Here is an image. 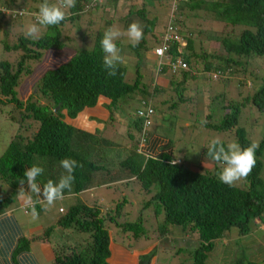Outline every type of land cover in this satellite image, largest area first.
Segmentation results:
<instances>
[{"label": "trees", "instance_id": "trees-1", "mask_svg": "<svg viewBox=\"0 0 264 264\" xmlns=\"http://www.w3.org/2000/svg\"><path fill=\"white\" fill-rule=\"evenodd\" d=\"M31 1L32 4L24 0H0V11L11 12L5 17L0 12V25L4 23L6 35L8 33L3 49L7 54H21L15 67L7 61L0 63V106L10 107L9 120L18 124V131L10 138L0 156V178L10 188L6 198L0 199V245H4V251L0 246V264H25V257L31 259L28 264H34L32 245L35 243L48 245L53 257L52 264H110L112 255L115 259L119 254L112 253L114 241L109 226L130 234L135 242L143 238L150 239L152 243L161 240L172 243L175 240L192 241L189 251L173 248L167 252L176 255L183 253L186 260L183 264H218L214 257L215 249L219 250L218 246L223 242H232L229 239L232 229L237 231L236 241L239 244L250 241L255 245L262 240L264 235L257 238L254 234L258 228L256 220L264 225V180L261 176L264 137L256 152V166L244 179L247 188L240 189L219 181L222 165L207 156L208 147L203 148L202 157L211 167L209 171L201 172L189 168L183 161L173 165L171 162L176 158L173 150H170L168 137L163 135L158 134L154 141L156 148H165L161 149L159 155L140 154L133 148L127 151L120 149L114 132L105 137L97 130L91 132L86 126L80 123L75 126L73 122L77 123L81 113L94 109L100 100H104L107 102L105 110L109 113L108 117L112 113L110 122L141 127L142 121L137 116L129 120L130 108H126V102L134 101V95L143 101L149 98L152 103L170 84L176 101H172L169 109L175 111L178 105L189 102L190 96L186 91L199 94L198 83L194 85L199 75L202 76L201 82L207 84L213 81L214 75L217 80L233 76L230 74L231 67L241 68V61H245V66L250 68L254 66L253 63H261L262 70L260 66L246 68L242 74L247 76L246 83L254 85V81H261V87L254 94H251V87L249 94L243 95L241 89L245 84H237L238 98L224 102L221 121L216 124L206 115L208 122L203 125L206 130L230 134L242 148L249 146L252 142L241 123L243 110L249 106L264 115V0H77L75 8L69 10L60 25L42 28L43 33L38 38L26 39L20 35L15 41L11 33L9 37L8 29L15 24L22 25L24 21L35 22L30 13L37 11L42 0ZM24 10L29 15L14 13ZM185 13H192L195 18L209 17L208 22L212 27L222 23L225 27L229 26L232 32L215 34L208 32V28H204L203 33L199 30L197 37L201 35L210 41V45L219 46L218 51L213 50L211 54L206 53L200 44L196 49L193 34L183 36L186 27H183L184 21L180 17ZM84 15L88 16L90 26H96L95 32L87 38H76V43L82 45L74 50L71 59L55 69L47 70L35 85L34 95L25 102L21 101L16 90L20 77L31 75L28 64L40 62L50 50H64L66 41L71 42L67 28L76 27L75 24ZM95 21L96 25H92ZM133 22L139 23L143 29L140 43L132 47L129 40L123 37L117 41L120 50L125 49L127 54L133 56L135 78L129 84L126 81V66L118 65L117 75L109 76L103 65L100 40L104 31L113 25L126 31ZM160 22L163 23L161 30ZM170 28L186 45L180 49L181 43L169 41V60L180 57L187 64V69L173 73L164 68L160 71L159 79L153 74L152 87L144 86L138 61L142 56L146 60V54L152 52L148 43L155 45V48L162 45L163 36ZM235 28H243V31L236 34ZM197 66L202 69H197ZM259 71L263 75L260 78L256 75ZM248 74L252 79L248 78ZM165 103L161 102L159 106ZM113 113L123 117L119 118ZM148 120L153 124V117ZM25 121H31V124H25ZM32 124L37 125V129L29 132ZM64 158L75 159L82 165L75 170L71 190L64 193L63 199L72 203L66 208H58V219L49 224L43 233L26 237L10 209L13 206L14 211H18L19 181L25 179V171L33 165L44 168L43 175L37 178L41 188L48 180L58 181L64 174L60 166ZM131 184L139 187L138 194L142 191L150 196L141 209L148 210L149 215L147 218L139 215L134 222L124 220L120 223V217L131 214L127 208V197L123 195L119 201H113V210H106L103 208L104 202L93 192L118 186L127 189ZM83 193H90L88 200L81 199ZM40 200L41 197L33 194L34 204H27L20 212L28 215L34 206L40 213L44 204ZM133 205L131 202V207ZM148 218L153 220V224L148 226L149 230L144 227ZM77 236L80 237L76 240ZM54 237L60 240L56 247ZM157 250L158 246L155 245L150 254L147 252L148 255L140 256L139 264H152L150 260L156 257ZM229 251H225L228 259ZM220 256L219 260H225Z\"/></svg>", "mask_w": 264, "mask_h": 264}, {"label": "rangeland", "instance_id": "rangeland-1", "mask_svg": "<svg viewBox=\"0 0 264 264\" xmlns=\"http://www.w3.org/2000/svg\"><path fill=\"white\" fill-rule=\"evenodd\" d=\"M24 1H28L31 4L33 2L31 0H24ZM149 10H151V8H149ZM180 18L184 21L183 27H186V30L184 31L185 34H183V36L184 37L189 36V33H192L193 34L192 37H194L193 39H194L195 48L198 49L200 44V47L206 50V53L209 54H211L213 50H216L219 45L218 44H215L216 46L214 44L210 45V41L206 40V38L202 37L201 35H200L201 36V40H200L199 39L200 36L197 37L199 30L203 33V31L206 30L204 28H208V32L215 34L232 32L229 26L225 27L224 24L222 23L217 24L215 27H212L208 22L209 17L204 18L203 16L202 17L198 16L195 18L194 16H192V13L191 14L185 13ZM7 21L8 20L6 19V23ZM30 23L31 22L29 21H24L22 25L15 24L14 27L8 29L9 37L11 33L12 38L15 39L16 41L17 36L20 35L25 36L24 35L25 27ZM89 24L90 22L88 16L84 15L82 19L75 24L76 27L75 26L72 27L70 26L68 28L66 27L67 28L66 32L67 35H69V37L71 38V42L66 41L67 47L64 50L62 51L50 50L44 54L40 62H32L28 64V68L31 70V75L21 76L19 86L16 90L18 94V98L21 101L25 102L31 95H34L35 85L47 70L55 69L59 65L71 59L72 55L75 52L74 50L82 45V43H76V38L80 36H84L85 38H87L95 32L96 26H90ZM91 24L96 25V21L92 22ZM162 26L163 23L160 22V26H159L160 30ZM0 27H2L0 29V40H3L2 34L4 30H7V28L5 27L4 23H2ZM242 31L243 28L234 29V32L236 34H240ZM42 33L43 30L41 29L39 36H41ZM7 37H8V33L6 35V38ZM124 38L127 39V37H123V39ZM119 40L121 41V38ZM3 44L4 42L2 43V45ZM148 47L149 50H151L155 48V45H153L152 43H148ZM127 53L128 51L125 49L120 51L121 56L124 58V62L119 65H123L127 67L126 81L129 84H131L135 78L134 72L136 70V67L135 64L132 63L133 56ZM20 57H21L20 53L7 54L6 52H4L3 48L0 47V63L2 61L4 62L7 61L11 64L12 67H15L17 62L20 60ZM147 57L148 58H146L145 60L144 56H142L141 60L138 61L139 71L140 74L143 76V80H142L143 85L147 87L150 86L152 87V79L156 65H155V61L151 60V57L149 56ZM136 60L137 59H135V61ZM245 63H246L245 61H241V65H242L241 68L231 67L230 74H233V76H225L222 79L220 78V80L219 79L213 81L211 80L207 84H203L201 82L202 76L199 75L198 80L194 82L195 86H197L198 83L199 94H197L196 91L194 92V94L190 91H186L187 96H190L189 102L178 105V108L175 111H171L169 109V106L172 104V101L174 102L176 101L175 99L176 94L173 93L172 91L173 88L169 84L168 87L166 88L167 90L165 89L166 91H164L163 94L159 96L157 95V97H155V99L152 102V106L155 110V114L153 116V124L148 129L147 132V139L154 134H159L168 137V140L171 145L170 150H173V156L176 158V161H178L179 163L183 161V163L187 165L189 168H192L197 171H201V172L209 171L211 165H208L204 161L206 159L202 157L203 148L208 147L210 141L214 138H220L225 143L234 142V138L231 137L230 134L224 132H216V131L204 129L203 125L206 124V121L208 122L207 116L210 117L209 120L213 121L216 124L221 121V119L224 116V110L222 108V106H224V102L230 99H235L236 97L238 98L237 84H242V85L245 84L242 86L241 89V93L243 95H248L249 94L248 89H250L251 87H252L251 94H254L259 89V87H261V81L259 82L254 81V85H251L248 82L246 83L247 76L242 75L243 71L246 68L247 70L252 69V67L260 66L259 68H261V63H253L254 66H252L251 68L250 66L246 67ZM197 69H202V68L201 66H197ZM227 73L229 74V72ZM256 75H258L259 78L263 76L260 71ZM248 78L252 79L249 76V74H248ZM190 85L191 84L189 83L188 86ZM139 99L140 98L137 95H134V101L130 100L126 102V108H130L132 114H133V108H138V105H135V103H137ZM161 102H166V103L159 106ZM203 106L205 107L203 108ZM11 111H12L11 108L6 107V105L0 106V156L7 148L10 142V138H12L14 134L18 131L17 122L9 120V116H10L9 113ZM113 114L116 115L117 113H113ZM117 115L119 118L123 117V115L120 114ZM111 117H112V113H110V116L106 119L105 123L101 121V124H97L96 129L106 131V134H104L105 137H109L110 133L114 132L115 137L119 142L118 144L121 147L120 149L124 148L123 151L125 150L127 151L130 144V139L128 135L131 133V138L133 139L136 132L134 130L129 131L127 127L125 128L124 124L110 122L109 118ZM113 117L115 116L113 115ZM131 118L133 119V115ZM241 123L243 124V127L246 129L248 138L250 139L251 142L259 143L261 139L264 137V115L262 113L259 114L255 109L253 110L248 106L246 107L245 110H243ZM25 124H31V121H25ZM73 125L79 126L80 124H78V122L77 123L73 122ZM35 129H37V125L32 124V129L29 130V132ZM261 162H262L261 176L262 179L264 180V154H262L261 156ZM221 170L222 169H220V171ZM235 187L240 189H246L247 187L245 186V180L239 181ZM138 189L139 187L137 185L131 184L127 189H123L120 186L116 188H111V190L102 188L97 191H94L93 195H96L97 197L101 198V200L104 202L103 208L106 210L109 208L113 210V208L115 207L113 201L117 202L122 198L123 195L126 196L129 201L127 208H129L131 214L126 215L125 217H120L121 219L118 220V222L121 223L124 220L129 222H134L138 218L137 216L139 215L143 218L145 217L147 218V216L149 215L148 210L141 211V209L144 203L150 198V196L142 191L141 193L138 194L137 193ZM152 191H154V189H152ZM9 192H10V188L6 185V182L0 178V199L6 198L7 196L6 194H8ZM89 196L90 193H83L81 195V199L83 201H86L88 200ZM18 200L22 204L24 203L21 199L18 198ZM19 201L16 203V206L20 204ZM131 202L134 204L133 207H131ZM71 203L72 201L68 199L58 200L52 206H48L47 204L44 203L41 205L42 211L39 213V216L36 219H33L31 213L28 215H24L20 211L15 212L14 211L15 208L13 206L10 209L12 211V214H14L18 219L19 225L21 226L24 235L26 237H30L33 235L43 233V231L46 228H48L49 224L53 223L56 219H58V208L60 206L66 208V206H68ZM261 223L262 222L258 220L255 221V224L258 225V228L254 236H256L257 238H262V235H264V225L262 226ZM152 224H153V220L151 218H148V221L145 223L144 227L147 230H149L148 226L150 227ZM109 227L111 228V232L113 233V241H114L113 251L114 253L117 252V254H119L118 256L116 254L117 257L115 259H113V255H112V258L109 260L111 264H139L140 256L150 254L152 247L155 245L158 246V250L156 251L155 254L156 257L150 260L152 264H183L184 261H186L185 257L183 256V253L176 255L174 253H167V252L173 248L174 250H178L179 248L180 249L182 248L183 252H186L189 251V247L192 245V241L188 243L185 240H175V242L173 243L161 240L159 242L152 243L150 239L145 240L143 238L140 241L135 242L134 239L131 238L130 234L121 232V230L119 228H116L115 226H109ZM71 236H74V234ZM79 237L80 236H77L76 240ZM229 239L232 242L230 241L223 242L221 246H218L220 247L219 250H217V248L215 249L214 257L218 264H222L223 262H226L225 264H236L239 261L243 262V264H246L247 262H255L258 264H263L264 237L262 238V240H258L256 242L257 244L255 245H252L253 243H251L250 241L249 243L239 244L238 241H236L237 231L235 229H232L229 233ZM58 240H59L58 238L54 237L53 241L55 243V247L58 245L60 241ZM41 247L42 245L39 243L33 244L32 245L33 254L41 264H52L53 257L51 258V251L50 253L49 251L43 252L41 251ZM226 250H230L229 259L228 257H225ZM45 256H48V258H46ZM219 256L221 258L224 257L225 260H219Z\"/></svg>", "mask_w": 264, "mask_h": 264}, {"label": "clouds", "instance_id": "clouds-1", "mask_svg": "<svg viewBox=\"0 0 264 264\" xmlns=\"http://www.w3.org/2000/svg\"><path fill=\"white\" fill-rule=\"evenodd\" d=\"M76 3L77 0H42V3L37 6V11L30 13V15L35 18V22L26 25L24 33L25 38L35 39L39 36L42 28L60 25L66 19L69 10L75 8ZM0 12L4 17L7 15L9 16L11 13L3 10ZM14 13L29 15L25 10L23 12L14 11ZM170 17H172L171 14ZM2 35L3 40H0V47L3 48V45L6 44V30L3 31ZM121 37H127L132 47H136L143 38V29L139 23L133 22L128 26L126 31H121L115 25L104 31L100 40V47L104 54L103 65L108 71L109 76H116L118 65L124 62V58L120 54L121 50L117 46V41ZM3 42L4 44L2 45ZM160 47L161 46L151 49L152 52L147 54V56L151 57L152 61H155L156 66L154 75H156L158 79L160 73H162L160 71L164 68L167 69L166 64L170 61L168 52L164 57L157 56L155 51ZM213 80H217L216 75L213 76ZM135 105H138V108H133V114L130 110V120H132V115L133 118L137 116L138 120L142 121V125L136 128L129 124L125 125V128L127 127L129 131L134 130L136 132L133 139L131 138V133L129 134L131 138L129 148L136 149L137 153L146 154L144 149L149 139H147V132L152 126L148 119L154 116L155 110L149 98L144 101L143 99H139ZM148 110H151L152 113L148 114ZM105 121L102 122L105 123ZM99 124H101V122ZM94 130L106 134V131L96 128H94ZM259 147L260 145L257 142H252L249 146L242 148L238 142L225 143L220 138H214L210 141L208 146L207 156L222 165V170L218 174L219 181L229 187H234L239 181L246 179L253 171L257 163L256 152ZM171 163L175 165L178 161L174 160ZM60 166L64 169V174L61 175L58 181L48 180L43 188L38 184L37 178L43 175L44 168L38 165L29 167L24 173L25 179L19 181L20 188L17 197L28 205L34 204L33 194L37 197H41L39 202L45 203L48 206H52L56 201L62 200L65 190L70 191L72 188L75 181V170L78 167H82V165L75 159L64 158L60 161ZM31 215L33 219L39 216L34 206L32 207Z\"/></svg>", "mask_w": 264, "mask_h": 264}, {"label": "crops", "instance_id": "crops-1", "mask_svg": "<svg viewBox=\"0 0 264 264\" xmlns=\"http://www.w3.org/2000/svg\"><path fill=\"white\" fill-rule=\"evenodd\" d=\"M106 104H107L106 101L100 100L94 109L85 110L83 113H81L79 118H77L78 119L77 122L86 126L89 130H91V132H93V129L96 128V125L99 124L101 121H105L109 115V113L106 112L105 110ZM90 118H94V119L91 121H88L90 120ZM156 136L157 135H153L148 139L146 148L144 149L145 153L147 154L151 153L152 155H156V154L159 155L162 152L161 149L165 150V148L155 147L154 141H155ZM19 203H20L19 206L16 208V210L18 211L23 210V208L27 205L25 203L22 204L20 201ZM9 215L10 213H8V216ZM0 246H1V251H4V245H0ZM41 251L43 252L49 251L50 253V249L48 245H42ZM112 253H113V246H112ZM32 257L34 260V262L33 261L32 262L34 264H41L33 253H32ZM45 257L48 258V256H45ZM24 262L25 264L31 263V259H29V257H25Z\"/></svg>", "mask_w": 264, "mask_h": 264}, {"label": "built area", "instance_id": "built-area-1", "mask_svg": "<svg viewBox=\"0 0 264 264\" xmlns=\"http://www.w3.org/2000/svg\"><path fill=\"white\" fill-rule=\"evenodd\" d=\"M174 1H176V0H174ZM162 40H163V43H162L161 47L156 49V51H155L158 57H164L165 55H167V52L169 49V43H170L169 41H171V40H175L176 43H181L182 47L180 49H183V47H185V45L183 46V43L178 38V36L175 34V32H173L171 30V28L168 29L167 33L163 36ZM159 65H160V63H159ZM166 66L173 73H175L179 70L185 71L187 69V64L184 61H182V59L180 57L176 58L175 60H170L166 64ZM151 113H152V111L148 110V114H151Z\"/></svg>", "mask_w": 264, "mask_h": 264}]
</instances>
